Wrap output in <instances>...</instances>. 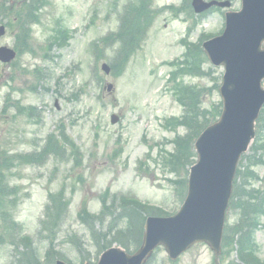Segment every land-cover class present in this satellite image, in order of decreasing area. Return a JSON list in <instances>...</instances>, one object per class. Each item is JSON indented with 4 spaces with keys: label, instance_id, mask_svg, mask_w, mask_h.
Here are the masks:
<instances>
[{
    "label": "rangeland",
    "instance_id": "obj_1",
    "mask_svg": "<svg viewBox=\"0 0 264 264\" xmlns=\"http://www.w3.org/2000/svg\"><path fill=\"white\" fill-rule=\"evenodd\" d=\"M40 1L43 6L37 11L32 0H0V23L6 25L0 46L14 48V38L18 44L23 30H28L29 36L22 40L31 48L28 51L24 41L23 45L20 41L22 46H17L16 60L9 65L0 64V109L4 104L6 107L5 115L0 117V150L9 153L40 150L45 137L57 133L62 124L69 156H51L41 165L14 162L9 169H3L0 264H30V261L50 264L51 257L69 264H95L100 248L112 239L117 229L126 225L120 211L110 207L111 203L119 202V198L111 199V195L150 201L169 214L180 207L189 162L175 161L172 155H177V140L184 138L188 130L182 125L174 127L167 118L181 120V97L187 88L200 90L198 86H204L211 89L198 97L196 104L191 103L189 113L196 108L197 123H203L202 126L206 120L207 124L213 123L220 102L218 89L213 88L215 82L219 84L223 68L208 61L205 64V58L192 47L183 74L200 63L205 64L204 69L210 70L211 75L181 74L167 83L171 69L165 62L181 56L184 51L181 38L186 37L190 46L203 32L217 33L222 16L213 11L200 19L189 7L190 0H149L150 9L157 15L151 19L142 43L128 55L121 73L105 74L100 65L115 67L122 43L115 39L105 47L104 36L118 29V11L122 5L130 1L136 8L137 0ZM25 6L37 16L28 27L23 11L21 25L13 21L17 10ZM231 6L239 8V0H232ZM36 69L41 73L40 79L34 73ZM108 83L112 88L103 90ZM8 92L11 100L6 106L3 102ZM14 100L22 106L36 107L38 117L17 114L12 105ZM111 114L118 116L117 123H110ZM164 120H167L165 124ZM260 139H264V134ZM117 148L120 152L112 157V151ZM189 151L191 164L195 154L192 149ZM138 162L142 163L140 167ZM8 164L0 162V166ZM255 170L260 178L264 176L262 168ZM263 184L264 178L254 183ZM61 189L68 205L67 213L52 234L41 231L38 235L47 194H57ZM105 192L109 197L106 210L98 217L102 222L94 216L88 223L82 222L81 211L96 213ZM239 214V210H228L226 225L233 226ZM13 220L21 225L20 229ZM260 222L264 226V217ZM258 228L255 253L264 260V228H260L259 221ZM25 238L32 239L31 243H25ZM234 248L232 242L224 248L225 258H221L220 264H235ZM212 258V252L201 243L176 261L169 260L163 248H159L148 264H211Z\"/></svg>",
    "mask_w": 264,
    "mask_h": 264
},
{
    "label": "water",
    "instance_id": "obj_2",
    "mask_svg": "<svg viewBox=\"0 0 264 264\" xmlns=\"http://www.w3.org/2000/svg\"><path fill=\"white\" fill-rule=\"evenodd\" d=\"M197 12L210 4L194 0ZM4 27L0 26V35ZM15 53L0 48V61L9 62ZM108 72V68L103 65ZM264 75V74H263ZM259 78L253 84L238 80H224L221 94L224 97V113L220 122L207 128L195 143L198 161L191 167L187 195L178 213L171 217H148L140 247L128 255L119 248L103 252L97 264H143L152 250L162 245L171 259L188 249L194 243L205 242L215 257L220 252V240L224 211L231 192V183L240 153L245 151L253 137V121L264 102V91ZM234 89L231 109L229 94ZM115 116L111 122H116ZM55 264H65L57 260Z\"/></svg>",
    "mask_w": 264,
    "mask_h": 264
},
{
    "label": "trees",
    "instance_id": "obj_3",
    "mask_svg": "<svg viewBox=\"0 0 264 264\" xmlns=\"http://www.w3.org/2000/svg\"><path fill=\"white\" fill-rule=\"evenodd\" d=\"M22 11L25 12V22L30 23L34 20L33 13H29L28 9L18 12L17 15L19 16V18H21L22 16ZM126 15L127 13L122 17L117 33L111 36L112 41L116 39V41L118 40L122 43V51L119 55L118 63L116 64L117 67H115L116 71H120L124 61L133 51L135 43L138 40V36L140 38L142 29L148 26L152 19V14L149 12L145 5L141 6L131 17H127ZM140 17H142L143 19L142 23H140ZM109 44L110 41L108 39L106 46ZM193 71H196L194 67ZM202 91L204 92L203 89L187 90L185 93L186 98L184 97V101L182 103L186 106L187 113L184 119L181 122H177L178 124L176 125H185L188 129V134L184 138L179 139L176 143L177 155H172V158H174L175 161L179 159L190 161L189 156L191 152L189 151V149H191V144L194 138L201 131V129L207 125V120L204 121V126H202L203 123H197L198 116L195 113L196 108L194 109V111H190L189 113V107L191 103H197V99L201 96ZM206 92H209V90H206ZM23 112L27 113L29 116L37 115L36 110L33 107L23 109ZM4 115L5 109L1 111V117ZM197 127L201 128L197 129ZM59 135L61 136V138L65 139L62 132ZM258 143L259 141L255 143L254 147L258 146ZM65 154L66 148L62 146V143L59 142L56 134L53 133L46 137V140L40 150H38L37 152H33L30 155H20L12 158V156L7 155L5 151L0 150V162L5 164L9 163L7 166H0V183L3 179V169H9V166L13 163V161H16L20 164L41 165L50 156L59 157L62 155L65 156ZM74 154L77 155V153ZM183 187H185V180L183 183ZM8 191L12 190L9 189ZM3 192L4 191L0 190V196L4 194ZM257 194L258 191L247 189L245 182L242 180L241 183L236 186L235 196L231 202L234 210L240 211L239 221L237 222V225L234 226L233 234L238 236V239L236 240L239 247L238 256L240 261L244 262L245 264H257L252 258L245 255V252L243 251L245 250V246L251 241V233L255 228L254 217L256 218L257 213L262 209V205L264 203V196H262L258 200V198H256ZM245 195H248L250 199H245ZM117 200H119L118 204L115 205V202H113L110 204V207L112 209H118L120 211L119 215H121V217L125 219L126 225L121 230L117 229L112 239L110 241H106L105 245L102 246L100 250L109 247L113 242H116L125 250H128L130 247H137L141 241L144 216L149 214H163L161 210L149 208L136 202L135 200H129L125 198H120ZM67 207V202L62 196V189L57 194H50L48 196V204L45 208V217L41 222L42 232L47 235L52 234L54 230L58 229L66 215ZM105 210L106 206L104 207L103 211L100 212V215L103 214ZM89 215H87V212L83 210L81 211L79 218L80 220H82V222L88 223V221L92 218V216ZM251 216L253 218L249 219V217ZM98 219L102 222L101 218ZM45 237L46 236H44V238ZM25 241L29 242L28 239H25ZM49 261H51L50 258Z\"/></svg>",
    "mask_w": 264,
    "mask_h": 264
}]
</instances>
